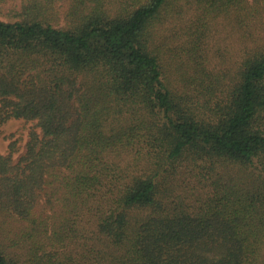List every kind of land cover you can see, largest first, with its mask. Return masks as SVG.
<instances>
[{
    "label": "trees",
    "instance_id": "1",
    "mask_svg": "<svg viewBox=\"0 0 264 264\" xmlns=\"http://www.w3.org/2000/svg\"><path fill=\"white\" fill-rule=\"evenodd\" d=\"M60 1L0 19V264H264V0Z\"/></svg>",
    "mask_w": 264,
    "mask_h": 264
},
{
    "label": "rangeland",
    "instance_id": "2",
    "mask_svg": "<svg viewBox=\"0 0 264 264\" xmlns=\"http://www.w3.org/2000/svg\"><path fill=\"white\" fill-rule=\"evenodd\" d=\"M69 1L64 0L60 1L57 4L58 13L60 14V22L59 25H63L65 20V12L68 9ZM2 11H0V19L5 21H14L16 17L10 14L11 11L20 9L21 7V0H7L2 5ZM214 44L211 46L214 49L213 55H217V57L213 58V63L211 67H215L220 59L224 60V66H227L229 62L232 61L231 58H223L221 54H218L217 47L224 52L225 49L231 52H234L233 56L236 55L238 48H240V33L233 29L230 19H222L219 18L217 20V24H214ZM164 33H168V30H165ZM30 123L26 125L22 119L12 120L8 122L3 129L2 138L0 139V149L3 153L10 152V144L14 141L17 137L21 136L23 143L21 146L22 152H17L14 155V161H17L20 158L21 153L25 150V144L28 140V134L30 132ZM13 135V136H12ZM5 137V138H4Z\"/></svg>",
    "mask_w": 264,
    "mask_h": 264
}]
</instances>
